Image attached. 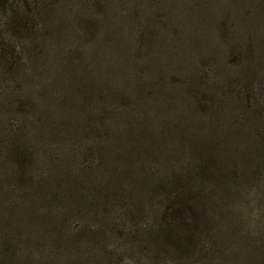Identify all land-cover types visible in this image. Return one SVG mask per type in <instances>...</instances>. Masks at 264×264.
<instances>
[{"label":"rangeland","instance_id":"rangeland-1","mask_svg":"<svg viewBox=\"0 0 264 264\" xmlns=\"http://www.w3.org/2000/svg\"><path fill=\"white\" fill-rule=\"evenodd\" d=\"M0 264H264V0H0Z\"/></svg>","mask_w":264,"mask_h":264},{"label":"trees","instance_id":"trees-1","mask_svg":"<svg viewBox=\"0 0 264 264\" xmlns=\"http://www.w3.org/2000/svg\"><path fill=\"white\" fill-rule=\"evenodd\" d=\"M15 131H16V130H15ZM15 131H14V133H16ZM5 132H9V130H7V128H6V129H5ZM5 132H4V133H5ZM8 136H9V135H8ZM8 136H7V137H8Z\"/></svg>","mask_w":264,"mask_h":264}]
</instances>
